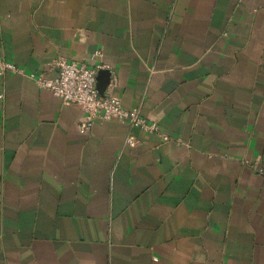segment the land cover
I'll return each instance as SVG.
<instances>
[{"label":"crops","instance_id":"1","mask_svg":"<svg viewBox=\"0 0 264 264\" xmlns=\"http://www.w3.org/2000/svg\"><path fill=\"white\" fill-rule=\"evenodd\" d=\"M59 56L157 130L0 75V264H264V0H0V58Z\"/></svg>","mask_w":264,"mask_h":264},{"label":"built area","instance_id":"2","mask_svg":"<svg viewBox=\"0 0 264 264\" xmlns=\"http://www.w3.org/2000/svg\"><path fill=\"white\" fill-rule=\"evenodd\" d=\"M54 76L46 73L27 72L23 67L11 61L0 58V75L7 72L18 73L32 79L39 87L49 90L52 95L63 103L80 105L85 113L79 124L81 133L90 131L96 120H118L126 122L131 127H140L146 132H154L157 126L142 116L141 108H126L121 99L114 94L118 83L114 75L103 94L97 89V74L101 65L92 67L85 61H69L63 56L55 57L51 63ZM2 97V95H1ZM128 144H134L132 136L127 138ZM258 172L264 175V168L258 167Z\"/></svg>","mask_w":264,"mask_h":264},{"label":"water","instance_id":"3","mask_svg":"<svg viewBox=\"0 0 264 264\" xmlns=\"http://www.w3.org/2000/svg\"><path fill=\"white\" fill-rule=\"evenodd\" d=\"M104 91H105L104 86L99 88L100 94H103Z\"/></svg>","mask_w":264,"mask_h":264}]
</instances>
